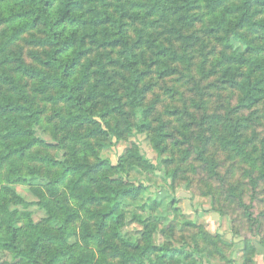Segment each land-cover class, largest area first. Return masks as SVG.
<instances>
[{
    "label": "trees",
    "instance_id": "obj_1",
    "mask_svg": "<svg viewBox=\"0 0 264 264\" xmlns=\"http://www.w3.org/2000/svg\"><path fill=\"white\" fill-rule=\"evenodd\" d=\"M199 33L217 52L204 51ZM210 59L211 85L236 97L220 143L248 164L257 187L264 182V137L254 128L264 121V0H0V255L12 257L3 264H201L175 246V226L161 245L158 224L140 218L141 244L123 237L129 210L149 191L132 172L154 166L135 143L116 162L102 152L146 134L162 155L171 131L153 125L161 101L148 98L176 76L192 82ZM260 106L259 117L241 115ZM46 125L63 159L37 136ZM17 185L29 186L36 202ZM230 196L252 220L240 195ZM33 205L48 218L36 223Z\"/></svg>",
    "mask_w": 264,
    "mask_h": 264
},
{
    "label": "rangeland",
    "instance_id": "obj_2",
    "mask_svg": "<svg viewBox=\"0 0 264 264\" xmlns=\"http://www.w3.org/2000/svg\"><path fill=\"white\" fill-rule=\"evenodd\" d=\"M198 36L204 43L205 52L211 53L212 49L217 52L212 38L202 33ZM233 45L238 51L243 50L242 44L234 41ZM214 61L210 59L205 72L194 71L192 82L186 84L180 81L184 78L176 76L160 82L150 94L149 103L156 99L161 101L154 113L153 125L157 127L163 122L169 125L171 131L172 138L164 145L166 150L162 155L156 153L146 134L139 140L128 138L112 149H104L102 155L116 162L118 154L135 143L154 166L132 172V177L149 185L148 194L135 201V206L129 210L122 230L123 237L130 241L132 247H137L142 241L144 227L138 221L140 218L147 223L158 224L159 233L155 237L158 245L164 241L167 227L175 226V246L185 247L197 263L203 264L195 254L196 246L209 254V264H264V182L255 187L247 173L248 164L220 143L222 123L228 111L236 106V97L227 88L211 85L216 80L213 74L216 68L211 66ZM49 109L48 116L52 114L53 107L49 106ZM261 110L262 106L243 111L241 115L247 117L253 113V117H259L257 114ZM256 124L254 128L261 139L264 137V121L256 119ZM36 134L49 145L55 157L63 159L64 154L61 149H55L57 142L47 125L46 128L37 127ZM250 137L248 132L243 140ZM211 164L216 165L217 175L211 171ZM30 183L40 187L46 185L40 179H32ZM15 188L27 202H36L29 193V186L17 185ZM232 192L240 195L242 202L250 208L252 220L233 201ZM145 205H149L148 210ZM11 208L15 210L19 207ZM30 210L36 223L48 218L37 205L31 206ZM243 241L247 245L246 250L242 248ZM9 260L12 257L0 255V264Z\"/></svg>",
    "mask_w": 264,
    "mask_h": 264
}]
</instances>
